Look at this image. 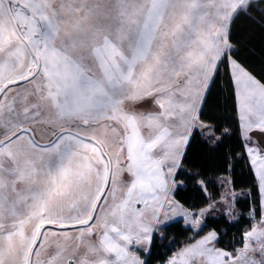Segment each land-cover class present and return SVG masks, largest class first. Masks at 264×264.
<instances>
[{
	"label": "snow or ice",
	"instance_id": "1",
	"mask_svg": "<svg viewBox=\"0 0 264 264\" xmlns=\"http://www.w3.org/2000/svg\"><path fill=\"white\" fill-rule=\"evenodd\" d=\"M0 264H264V0H0Z\"/></svg>",
	"mask_w": 264,
	"mask_h": 264
},
{
	"label": "trees",
	"instance_id": "2",
	"mask_svg": "<svg viewBox=\"0 0 264 264\" xmlns=\"http://www.w3.org/2000/svg\"><path fill=\"white\" fill-rule=\"evenodd\" d=\"M220 104L223 106L224 104V99L223 96L220 97ZM237 181L238 183L243 187L245 184H248V186H250L249 183V176L247 174V168L244 165H241L238 170H237Z\"/></svg>",
	"mask_w": 264,
	"mask_h": 264
}]
</instances>
